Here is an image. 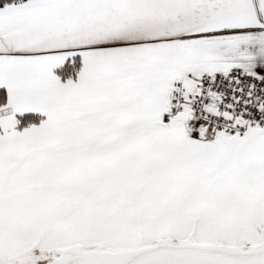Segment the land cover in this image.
I'll return each mask as SVG.
<instances>
[{
    "label": "snow or ice",
    "instance_id": "6c2138e0",
    "mask_svg": "<svg viewBox=\"0 0 264 264\" xmlns=\"http://www.w3.org/2000/svg\"><path fill=\"white\" fill-rule=\"evenodd\" d=\"M0 264H264V0H0Z\"/></svg>",
    "mask_w": 264,
    "mask_h": 264
}]
</instances>
